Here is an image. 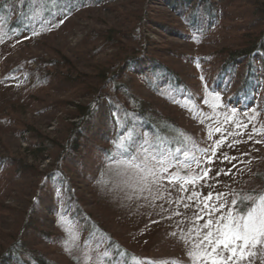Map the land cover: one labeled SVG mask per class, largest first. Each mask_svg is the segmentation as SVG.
Listing matches in <instances>:
<instances>
[{
    "label": "trees",
    "instance_id": "16d2710c",
    "mask_svg": "<svg viewBox=\"0 0 264 264\" xmlns=\"http://www.w3.org/2000/svg\"><path fill=\"white\" fill-rule=\"evenodd\" d=\"M156 5L166 8L171 22L158 17ZM71 7L66 11V0L59 7L49 0H0V85L16 93L0 110L18 113L31 104L32 92L50 91L69 120L53 141L58 152L45 171L23 158H0V225L13 222L0 228V264H83L82 256L93 252L90 243L66 254L67 228L46 225V213L56 215L57 189L67 182L60 213L81 225L86 238L102 243L103 229L93 226L96 219L83 208L87 201L75 192L74 180L96 184L104 165L116 160L140 164L142 145L166 150L178 164L175 149L191 144L182 113L203 126L220 104L257 121L264 132V0H72ZM95 12L107 16L74 52L47 42L79 15ZM158 30L185 45L158 46L151 37ZM30 47H46L55 56L37 68H6L11 54ZM183 65L193 67L194 77ZM257 159V185L235 190L233 207L241 213L264 194V154ZM13 191L26 197L21 208L5 204V194ZM247 196L251 200L240 203ZM104 245L100 254L121 257L110 239ZM109 258L97 262L110 264ZM121 259L129 263L127 256Z\"/></svg>",
    "mask_w": 264,
    "mask_h": 264
},
{
    "label": "rangeland",
    "instance_id": "374dc122",
    "mask_svg": "<svg viewBox=\"0 0 264 264\" xmlns=\"http://www.w3.org/2000/svg\"><path fill=\"white\" fill-rule=\"evenodd\" d=\"M153 9L157 11L159 18L171 22L173 16L165 7L156 5ZM104 16L107 15L100 12L79 15L65 33L64 31L53 33L47 36L49 39L47 42L53 43V46L65 52H74L82 41L100 29L99 21L105 19ZM151 37L158 46L168 45L173 48L175 45H185L172 34L159 30L152 33ZM111 51L109 49L107 53ZM51 56H55V52L46 47L23 48L11 54L5 66L37 68L39 61L42 59L47 61ZM182 67L184 72L194 77L193 67L188 65ZM191 83H195V80L192 79ZM15 95V90L10 85H0V106L3 107L6 101L14 100ZM31 96L29 99L31 104L18 108V113L12 109L0 110L2 112L0 158L15 160L23 158L33 163L40 171H45L54 162L58 152L53 141L57 139L62 125L69 123V120L64 118L61 106L56 100L59 96L55 92L34 91ZM71 101L76 102L73 98ZM219 105L212 110L209 117L214 119L203 126L195 123L192 114L182 113L179 117L182 118L180 122L189 127L186 135L191 144L183 151V155H178V164L164 165L168 167V172L161 170L162 165L149 161L148 166L154 168L156 175L145 172L143 175L146 179L141 180L139 169L133 167V164L138 163L132 161L133 164H130V160L123 159L104 165V169L98 174L96 184L90 185L84 180H74V186L78 188L75 192L83 193L87 201L83 208L90 212L91 219H96V225L93 226L96 230L103 229L104 237L100 244L94 238H86V234L81 232V225L60 213L65 210L62 208V200L66 195L67 182L64 181L55 195L56 215L49 216L46 213L48 218L46 225L51 230L58 225L67 228L68 237L63 243L62 251L67 254L72 252L75 246L87 242L93 247V252L89 251L82 256L83 264H103L97 261L109 257L110 264H124V259H121L123 256L128 257V264H162L164 261L194 264L189 257V252L196 250L194 243L198 242L194 240L193 229L203 226L208 219L215 221L221 215L243 214L233 207L235 190L257 185L254 183V173L259 162L257 158L264 154V132L258 130L259 127L255 124L257 121L232 114L221 109ZM17 122L19 130L14 131ZM218 143L219 147L214 148ZM205 149L208 150L207 153ZM140 152L141 164L145 157L142 150ZM225 156L234 159H225ZM208 157H211L210 161ZM204 169H210L207 178L191 182V178L202 176ZM217 171L219 175H216ZM170 174L178 175L182 178L181 181L170 184L168 180ZM185 180L188 182L181 188V183ZM209 193L221 195L219 200L214 196L210 201L212 207L205 209L203 201ZM194 194L196 198L190 200L189 197ZM24 199L26 197L13 191L5 194L4 201L6 205L21 208L25 204ZM216 208L219 210L214 211ZM198 214L204 219L197 221ZM11 223L13 222L2 223L0 228L6 230ZM204 231L207 232L208 229L205 228ZM108 239L112 241L117 251H121V257L117 260H112L114 256L109 251L105 252L106 255L100 254ZM1 243L3 241L0 238V247ZM262 262L264 249L260 250L259 258L253 259L252 264Z\"/></svg>",
    "mask_w": 264,
    "mask_h": 264
},
{
    "label": "snow or ice",
    "instance_id": "6c2138e0",
    "mask_svg": "<svg viewBox=\"0 0 264 264\" xmlns=\"http://www.w3.org/2000/svg\"><path fill=\"white\" fill-rule=\"evenodd\" d=\"M49 3L59 7V0H49ZM71 3L72 0H66V11L70 12L72 10ZM61 10L65 11L64 8ZM215 147H219V143ZM141 149L145 157L142 163L133 164L131 160L129 161L130 164H133V167L139 169L141 180L146 179L145 175H143L145 172L153 176L156 175L154 168L148 166L149 161H155V163L162 165L161 170L168 172V167L164 165L166 163L170 164L171 159H175V157L169 158L170 154L166 150L162 151L159 148L153 151L151 148L142 145ZM175 151L183 155L182 150L175 149ZM204 151L205 153L208 152L207 149ZM213 155H215L214 149ZM208 159L210 161L211 157H208ZM225 159L234 158L225 156ZM197 163L199 164L200 162L197 161ZM209 171L210 169H204L202 176L191 178V182L194 183L196 180L207 178ZM219 174V171H217L216 175ZM181 179L176 174L168 176L170 184L180 182ZM187 182V180L183 181L181 188H184ZM220 195L209 193L203 201L205 209L211 208L210 201L213 200L214 196L215 199L219 200ZM194 198H196L195 194L189 197L190 200ZM249 200H251V196L243 197L240 203H246ZM236 203L233 201L234 206ZM187 206L185 205V207ZM213 210L218 211L219 209ZM208 215L210 216L211 213H208ZM201 219H204V217L198 214L197 221ZM205 228L208 229L207 232L204 231ZM193 232L195 233L194 240L198 242L194 243V249L196 250L189 252V257L194 264H242L245 261L248 264H252V260L258 259L260 250L264 249V194H260L259 200L253 203L250 209L245 210L242 215L233 216L229 213L227 216H219L215 221L208 219L203 226L194 228ZM162 264H179V261H164Z\"/></svg>",
    "mask_w": 264,
    "mask_h": 264
}]
</instances>
